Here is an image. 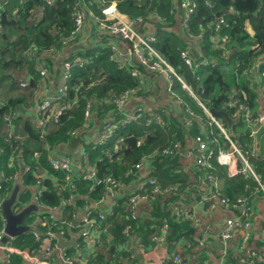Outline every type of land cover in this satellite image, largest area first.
Here are the masks:
<instances>
[{
    "label": "trees",
    "instance_id": "1",
    "mask_svg": "<svg viewBox=\"0 0 264 264\" xmlns=\"http://www.w3.org/2000/svg\"><path fill=\"white\" fill-rule=\"evenodd\" d=\"M104 1L53 0L52 3L48 4L44 0H12L5 9L4 14L8 21H15L16 24L15 26H10V28L8 27L9 25H0V43L5 42V44L0 46V75L5 73L13 75L11 71H7L9 70L7 68L9 63L27 65L28 75L25 79L24 76L20 77L18 71L14 69L10 70H14L16 77L21 79V81H27L29 86L27 89L21 88L19 81L18 87L16 86L17 83H15L10 91L24 92L27 96L41 102L42 100L37 94L39 91L38 84L42 80L48 83L52 79H49L48 76L42 79L39 74L40 70L42 68L49 69L51 76L53 71H55V69L50 68L54 66L52 64L54 59L51 54H48L49 50H63L64 42L70 37L73 29H75L74 16L77 12L85 13V21L83 31L79 33L80 35L76 37L74 42L85 41L83 40L86 35L84 32L89 23H95L98 28V23H100L92 15H89L88 11L93 9L101 17ZM116 1L119 13L124 15L126 19L131 21L137 19L143 20V24L140 25V28H137L141 33L150 34L143 32V29L146 28L144 24L150 19L155 20V47L169 64L176 69L178 74L185 79L187 85L205 107L209 110L214 109L217 112H226L231 119L236 121L233 125L234 129L232 128L235 133H237L236 130L239 127H248L245 118L246 111H242L241 107H246L253 114V117H255L256 100L261 94L260 89L262 86V72L258 71V61L260 58H264V0H192L193 12L189 22V30L184 29L181 24L182 34L176 33L174 26L178 18L182 20L184 17L182 9L184 0ZM3 2L4 0H0V3ZM41 10H44V15L38 24L33 25V29L29 26V23L32 21L33 16ZM38 18L37 16L34 19ZM101 19L103 20L104 18L101 17ZM221 20L224 21V24H220ZM246 24L252 27L254 31L252 36L247 32ZM6 28H9L10 32L5 31ZM13 33L19 38L17 42L11 40V38H14ZM88 35L92 37L91 33ZM224 36L228 37V42L225 46H223L224 44L221 39ZM92 38L99 42L105 39V47L92 50L93 47H88V44L75 48V54L84 59L91 60L92 63L88 64L84 69L80 70L77 68L79 71L76 73L72 84H78L76 89L79 91L77 92L75 89L70 90V99L67 102L68 110L62 115L59 124L49 125L44 139L40 137L34 122L27 119L23 120V133H18V130H15L17 126L22 127L20 124H14L15 120L12 121V133L8 131L6 122L4 121L5 116L13 111H17L20 116L23 110L26 111V96L21 97L17 101L9 99L7 103L0 105V173L4 172L7 178L2 184L3 189L0 190V194L3 198H6L8 193L10 194L13 190L14 182L17 179L16 175L22 171L23 167L29 168L30 170L24 174L21 180L23 186L29 189H24V193L19 195L18 204L16 205L19 208H23L22 206L28 204L33 198L31 187L37 181L36 174H43V181L48 189L43 193L42 201L47 208L61 210L59 218L54 216V222L57 224L66 222L68 225L74 226L75 221L72 220L78 217L82 207L91 204L90 202H95L96 199L98 201L101 198L103 199L104 192L101 186L92 191L91 184L85 182L81 176L77 175L73 179L78 188L73 193L74 203L68 204V198L72 193L69 189L60 192L55 182L58 180V184L64 186L65 184L62 180L65 178V173L52 168L49 156L54 152H58L57 149L61 150V146H67L71 142L72 132L80 134L82 137L86 136L88 139L89 137L83 133L86 129V124L89 127L93 124L96 125L100 121L104 123L109 114H115L111 101L112 96H118L122 92L136 88L140 89L139 95L142 96L145 88H143L144 82L132 76L134 68H139L146 79H148V73H151L146 68L137 64H133L132 67L125 69L120 68V63L123 60L122 57H118L109 47V44L115 45V40L119 39V37L107 35L104 38H98V36L97 38ZM30 47V52L32 53H26ZM11 48L12 50H10ZM184 51H187L189 57L194 61L200 62L202 59H206L210 62L201 66L200 69H203V71L200 72V82L195 80L192 68L188 67L185 63L182 57ZM8 52L13 56L11 61L5 60V55ZM16 53L21 57V59L17 60L19 62H16L14 59V56L16 58ZM41 54H46V56L48 54L47 58L51 59L52 62L47 63L43 59L44 66L41 63H37L36 59H40ZM29 58L33 62H36L33 66L29 63ZM35 64L39 65V69L36 70ZM232 67L234 68L232 69ZM16 77L14 78L15 81ZM2 82L3 79L0 77V86ZM54 82L56 83V81ZM182 89L181 83H176L174 90L183 91ZM184 93H186V96L183 106L177 105L180 111L186 113L185 107L187 106L188 108L189 106L190 111L195 115L194 117L197 118L196 115H202L207 119V116L202 111V107L196 103L195 99L186 91ZM31 105H35V103L32 102ZM88 106L92 110V117L90 118H86L85 116ZM160 112L158 111L157 113ZM162 112L164 113L162 116L164 117V122H166V127L162 128L154 124L151 128H146L144 117H141L136 124L120 127L116 131L117 135L107 147L109 149L117 139H122L125 146L122 152L114 153L111 159H108L105 155L107 147H105L106 150L104 151L103 147L84 141L83 146L89 155L90 162L100 170L101 176H113L118 181L128 183L130 177L133 180L139 177V170L135 166L143 163L144 167L148 168L147 174L149 176L156 177L162 183L165 181L173 184L172 194H179L191 188L193 184L189 182V177L180 173L177 174L178 171L176 170L165 169V166L174 164L177 152L172 147L173 137L169 135L170 126L168 123L170 114ZM218 119L225 120L224 118ZM112 120V124L116 125L120 118L115 115ZM17 121H20V117L17 118ZM194 124V129L197 132L195 136L197 137L199 136L200 124ZM222 124L223 127L225 126L228 134L233 132L232 129L228 128L226 121H222ZM249 134L250 131L248 130L247 133L237 134L231 139L252 164L251 159L256 158V156L252 154L250 149L252 138ZM210 137L207 138V141L216 139V143L220 144L221 148L228 145V141L221 135L217 127H214L213 135ZM139 142L140 144H138ZM167 149L172 150L173 154L165 155L163 151ZM61 151V153L73 155L71 151ZM36 152L40 153L38 158L34 157ZM152 158H155L157 166L151 161ZM11 159L13 161L10 164ZM165 160L173 162L162 163ZM212 162L214 168L215 166L218 167L219 164L215 159ZM261 162L259 161V163ZM150 165H152V169L156 168L154 170L156 172L151 174ZM253 167L258 177L264 179L262 165L257 164L253 165ZM219 171L222 175L224 174L226 183L224 188L219 192L220 197H225L232 203H236L240 198H264L258 182L252 178L245 179L242 176L229 178L226 168L214 169L210 172L217 177ZM131 172L132 175L126 178V173ZM207 173V171H199L198 174L205 178ZM147 190L149 192L150 187ZM116 204L117 207L114 206L113 215L108 217L107 220L98 222L101 224L109 223V234L112 239L110 240V246L103 244L100 247H94L93 262L95 264H115L113 257L119 253V248L124 246L128 240L125 231L127 229L133 230L134 233L136 231L137 222L128 219H131L129 197L123 198ZM51 214H53L52 211L41 210L37 213H29L26 219H29L28 217L30 216H41L45 223L42 226H38L37 230L42 234L52 225V221L49 220ZM158 216L162 220L160 221L161 225H170L172 233H170L169 240L173 243L174 240L172 238L182 227L181 223L175 219L163 222L164 219H171L170 211L159 212ZM14 245L23 250H31L38 246L30 232H25L23 235L16 237ZM259 257L263 256H249L244 260L245 264H248L250 259ZM0 264H3L1 258ZM12 264H22L20 256L13 255Z\"/></svg>",
    "mask_w": 264,
    "mask_h": 264
},
{
    "label": "built area",
    "instance_id": "2",
    "mask_svg": "<svg viewBox=\"0 0 264 264\" xmlns=\"http://www.w3.org/2000/svg\"><path fill=\"white\" fill-rule=\"evenodd\" d=\"M12 0H4L3 3H0V25L2 24V18L5 15L4 11L9 6L10 2ZM53 0H44L45 3H52ZM152 1V0H150ZM182 9L184 11V17L181 20V24L184 29L189 30V22L191 19V14L193 12V1L192 0H184L182 4ZM172 13V12H171ZM89 15H92L97 21H99V28L101 31L106 33L107 35H110L112 37H119L121 41L126 43L127 48L125 49V54L123 57L122 62L120 63V68L125 69L132 67L133 64L140 65L141 67L146 68L151 73L157 74V75H163L167 82V88H168V94L170 97L174 100L176 105L183 104L181 98L177 96L175 93L174 87L176 83H181L183 88L188 89L190 91V88L186 85L185 79L178 74L176 69L169 64V62L164 58V56L160 53V51L155 47L156 43V36L153 34H144L137 30V27L143 24L142 19H137L134 21L128 20L125 18L124 15L119 13V10L117 8V1L116 0H105L103 3V9L101 11V17L104 19L102 20L100 15L96 13L93 9L88 11ZM99 17H98V16ZM123 16L124 19L121 22H117L114 19L117 17ZM84 21H85V13L77 12L74 16V25L75 29L71 32L70 37L64 42L63 50L58 49H51L49 50L48 54H53L59 56L58 59H61L64 55V53L68 50H72L80 45H88L87 41H79L75 43L76 37H78L83 29H84ZM220 24H224V21L221 20ZM223 41V46L228 42V37L224 36L221 38ZM88 47H91L89 45ZM109 47L111 48V51L118 55V57H122L119 50L115 45L109 44ZM182 57L185 60V63L188 67H191L194 72V77L197 82L201 81V75H200V68L202 65H206L210 63L206 59H202L200 62L194 61L189 57V53L187 51H184L182 53ZM133 58V61H132ZM57 59V60H58ZM39 61L40 59L37 58ZM89 59H84L83 57H80L78 55H75L73 58H67L63 59L61 62V79L59 84L57 85L56 91L53 94L47 95L45 94V98L39 102V104L36 106V115L34 117V125L38 129V132L40 134V137L42 139L45 138V135L47 133V130L49 128L50 124H59V122L62 119V115L68 110V100L69 92L71 89H75V91H79L76 89L78 84H72L76 73L79 71L77 68L84 69V67H87ZM132 61V62H131ZM48 70L46 68H42L40 70V77L42 79H45V77L48 76ZM132 76L134 78H139L142 80V82H145L147 80L143 74L142 71L139 68H134L132 71ZM47 84L51 85V81L48 83H45L43 80L38 84L40 85L39 90L44 87H47ZM20 86L23 88L29 86V83L25 81L24 83H20ZM39 87V86H38ZM138 92H140V89H129L125 92H122L118 96H112L111 101L114 106V112L115 114H109L104 123H102V127L99 131H97L95 134L94 139L90 137L88 134V125H85V131L83 133L87 135L89 138L87 140H84V138L80 134H76L75 132L71 133L72 140L81 137L82 141L80 142L78 146V151L74 155L61 153L59 149H57L58 152H54L49 156V162L54 170L61 171L62 173H65V178L62 180V182L65 184L64 186H61L58 184V180L55 182L57 183V187L60 192L65 191L69 189V191L72 193L68 199V202H72L74 200V192L78 190L75 182H73V179L75 177L81 176V178L91 184V190H96L98 187L103 188L104 192V198L101 200L108 201L113 199L115 197V194L117 190L123 185L122 182L119 180H116L113 176H101L100 170L91 164L89 155L87 151L85 150L83 144L84 141L92 142L94 144H97L101 147H107V145L115 138L117 135L116 131L120 127L129 126L132 124H136L139 122L141 117H144L146 114V109L143 106L136 105L133 109L127 110V107L133 103L134 99L138 96ZM38 95L41 94V92H37ZM192 96L196 101L200 103V106L205 110V113L208 118L212 120L213 123H215L216 127L219 129L221 135L228 141V145L224 148L220 147V144L216 143V139H211L209 142L204 139L203 136L199 135L197 136L196 142L198 144L196 153H195V159H196V166L198 167V170L200 172L207 171L205 178L209 180L210 182H214L215 187H217V177L214 176L210 171L214 170L213 166V159L216 160V162L222 166L225 167L228 170V177L229 178H235L238 176H242L245 179L252 178L256 182H258L260 186V191H262L264 196V179H260L258 175L256 174L253 165L248 161V159L245 157L242 150L233 142L231 139L232 137L227 133L226 129L223 127V125L218 121L216 118H214L211 114V111L203 105V103L199 100V98L192 92ZM179 98V99H178ZM242 111H246L245 118L248 123L249 128L252 126L258 127L259 120H255V117H253V114L246 109V107H241ZM186 113L190 117H194V114L186 107ZM164 113L161 111L160 113L154 112L153 114H149L147 116V119H145V127L151 128L154 123L159 125V127L166 126V122L163 120ZM117 116L120 118V120L117 122L116 125H113V117ZM18 112L13 111L9 115L5 116L4 121L6 122V126L8 128L9 133H12L13 127H12V121L17 118ZM86 118L92 117V110L90 106H88L86 113ZM189 124V122L187 123ZM253 129L251 130V138H254V135L257 133V130ZM256 131V132H255ZM140 144V142L138 143ZM124 142L122 139L117 140L115 145L113 146L112 150H106L105 155L108 157V159H111L114 155V153H117L118 151H122L124 149ZM176 149V147L172 146ZM113 151V152H112ZM163 153L165 155H172L173 151L170 149L164 150ZM40 156V153L36 152L34 154V157L38 158ZM13 159H11L10 164L12 163ZM137 170H141L144 168L143 163H139L135 166ZM24 173L29 171V168H25ZM37 175V181L34 184V186L31 187V191L33 193V204L36 205V207L41 210H48L52 211L53 214L49 216V220L52 221V225L49 229H47L45 232L40 234L38 232V226H42L45 222L43 221L41 216H30L29 219H25L24 225L29 227V230L27 232L32 233V236L34 237L36 243L38 246L36 248L31 250H23L20 248H17L14 245V241L16 237H10L6 234V220L3 214L2 210V203L5 198L0 194V197L3 198L0 200V212L2 217H0V258L1 255H3V262L5 264H12L13 263V255L20 256L22 260V264H49L54 255V253L57 251L58 245L62 241H66L67 238V223L61 222L59 224L54 222V216H55V210L51 208H47V206L42 201L43 193L47 191V186L45 185L43 179V174H36ZM127 176L132 175L131 173H126ZM1 176L3 178V181L0 180V190L3 189V182L6 181V175L4 172H1ZM143 177H145V181L141 182L137 189L134 191V193L130 196V203L132 207L137 203L139 199H148L150 196L147 193V188L151 187V194L153 197L161 196V195H167L172 191V187H167L163 189L159 182L149 176L147 173L143 174ZM25 189H28L25 187ZM217 189V188H216ZM218 191L220 192V189L218 187ZM216 192L217 195H212L213 198H217L220 201V204L228 207V208H238L240 210V215L236 218L230 219L226 222L225 226L223 227L221 231V235L219 236L222 244L224 245L225 251H227L228 242L233 237V231L236 229H245L247 231L244 242L240 245V248L245 250L246 249V242L251 237V230H252V223L250 221V199L247 198H240L236 203L230 202L229 199L225 197H220L219 192ZM172 193V192H171ZM11 195V194H10ZM18 204V203H17ZM16 204V205H17ZM15 205L13 208V211L15 214L20 213L27 205L22 206L23 208H19ZM117 207V204H114ZM29 206V205H28ZM27 206V207H28ZM84 209L86 211L85 217L82 219L80 223L81 227V238H82V244H79L76 249L79 251V246L85 245H92V246H102L104 243L101 239V234L96 230L98 226V222L106 219V214L98 211L94 212L93 210L88 208V205L84 206ZM37 213V212H35ZM113 215V212L111 213L110 217ZM179 216L183 215V212L178 214ZM28 221V223H26ZM196 223H199L197 220ZM170 226L169 224H166L164 229L162 230V236H161V242L164 243L167 240L168 234H169ZM263 232H264V225H263ZM133 230L127 229L125 231V234L132 235ZM97 234V236H96ZM7 238V241L4 240ZM207 237L204 238V240L201 242V245L204 244V241ZM124 247V246H122ZM91 259H93V251L90 252ZM257 256V254H254ZM63 264H86L82 259L78 260L76 259L75 255H72L68 252L61 253L60 257ZM168 260H173L176 264H183L182 259L175 255L174 253L167 254ZM262 263L264 264V256L259 257L256 259H251L248 264H257ZM89 264H95L93 260Z\"/></svg>",
    "mask_w": 264,
    "mask_h": 264
},
{
    "label": "crops",
    "instance_id": "3",
    "mask_svg": "<svg viewBox=\"0 0 264 264\" xmlns=\"http://www.w3.org/2000/svg\"><path fill=\"white\" fill-rule=\"evenodd\" d=\"M10 26L12 25H9L8 27L10 28ZM144 26H146V28L143 29L144 30L143 32L150 34L155 33L156 30L155 20L153 19L148 20L144 24ZM137 28H140V26H138ZM87 29L84 32V34L86 35L83 40H86L87 43L92 47H94V45H98L100 47L98 49L105 47L104 45L105 39L99 42V41H95L92 37L97 38L98 36V38L101 37L104 38V36H107V34L101 31L98 28V26L93 22L89 23ZM248 30H250L249 32L250 34H252L251 30L253 31V29L250 25L249 28L247 29V32ZM8 31L10 32V29H8ZM174 31L180 34L183 33L180 18H178L177 22L175 23ZM89 33H91L92 37H90L89 35L87 36V34ZM12 35H14V33ZM115 41H116L115 46L119 50L123 59L125 54V49L127 48L126 46L127 44L126 43L124 44V42L121 41L120 38L119 39L117 38ZM30 51H31V47L28 49V52L26 53L31 54L32 52ZM74 51L75 48L66 51L64 55H62L63 57L61 59H58L59 56L51 54L52 58L54 59L53 62L51 59L47 58L48 54L47 56L46 54L45 55L41 54L39 60L40 62L36 59V61H38L37 63H41L43 66H44L42 61L43 59H45L47 63L52 62L54 66L50 68L55 69V71H53L52 76L51 73H49V69L47 74H48V78L56 81V83L53 82L51 85L47 84V87L44 88L43 92L39 95L41 100L45 98V94L50 95L55 93L57 88L56 85L59 84L61 79V73H60L61 62L63 59L73 58L75 55H78L75 54L76 52ZM263 61L264 58H260L259 63L261 62V66L264 70ZM29 63L33 66V64L36 62H33V60L29 58ZM233 68L234 67H232V69ZM24 73L26 74L24 76L25 79L28 75V71L26 70ZM262 77H263V79H261L262 86L260 89L261 94L259 95V98L256 100V108L254 110L255 111L254 116L260 119V121L257 122L258 123L257 129L254 126H252L251 128H249V126L248 127L242 126L237 128L236 130L237 133H235L233 130L234 129L233 126L232 129L233 132H231V134L233 133L234 135L244 134L247 133L248 130L251 131L252 128L258 130L255 137L252 138L251 140L252 142L250 143V149L252 151V154L256 156V158L251 159V162L254 166L257 164L262 165V169H264V72L262 74ZM16 79L18 78L16 77ZM39 88L40 85L38 89ZM143 88H144V93L142 94V96H140L138 92V96L134 99L133 103H131L127 107V110L133 109L136 105L143 106L146 109V114L144 115L145 119H147V116L149 114H153L154 112H158V111H164L167 114H170V119L168 123L170 126L169 135L173 137L172 145L176 147L177 155L174 160V164L165 166V169L176 170L178 171L177 174L180 173L189 177V182L193 185L191 186V188H189V190L180 192L179 194H172L171 191L167 195H161L157 197H153V195L151 194V187H150V191L147 192L150 196L148 199H139L137 203L134 205V207H132L130 203L129 212L131 215V219L130 218L128 219L136 221L137 228L135 233L133 232L131 236L128 235V240L126 241L124 247L119 248V253L115 257H113L114 263L115 264H176L173 262V260L167 259V254L170 253H174L175 255L181 257L183 264H245L244 260L247 259L249 256H252L254 254L264 256V232H263L264 198L263 197H257V198L251 197L250 199V221L252 223V230H251V237L246 242L245 250L240 248V245L244 242V237L247 233V231L243 228L236 229L233 231V237L228 242L227 251H225L224 245L222 244L219 238V236L221 235V231L225 226L226 222L230 219L238 217L241 212L238 208H228L221 205L219 199L212 197V195L214 194L217 195L216 192L218 191V187L221 191V189H223L226 184L225 176H223L225 174V170L223 171L224 172L223 175L220 173V171L219 173H217L219 176V177L217 176V187H215L214 182H210L209 180L198 174L199 170L198 167L196 166V159H195V153L198 144L195 139L196 138L195 134L197 132L194 129L195 128L194 123H197L198 125L200 124L199 135L203 136L206 141L208 140L207 138L213 135L214 126L210 127L208 125H204L200 120L194 119L191 127H189L188 129L187 113L185 112L182 113L180 111V108L176 105L174 100L168 94L167 82L163 75L148 73V79L145 80ZM3 92L4 91L0 86V105H4V101L6 99L5 98L6 96L5 97L3 96L4 94ZM13 92L17 93V91L15 90ZM9 99L10 98H7V100ZM26 108L27 110L26 109H25L26 111L23 110L20 116V121H21L20 125L22 127L17 126V128H15V130H18V133H23V128H24L23 120L27 119L33 122L34 117L36 115L35 111L37 107L35 105H31V103L27 102ZM217 120L218 121L220 120L221 124L222 121H225L218 118ZM14 124L18 125L16 122ZM157 126L159 127V125ZM101 127H102L101 121L97 122L96 125L93 124L92 126H89L88 134L92 139H94L96 135L95 133L99 131ZM231 134L229 133L230 136ZM72 141L73 140H71V142ZM116 141L112 146L109 147V149L107 147V149L112 150ZM71 142H69L67 146H61V150L71 151L74 155L76 154L74 150L71 149L66 150V148H69ZM107 146H109V144ZM61 150L60 152H62ZM103 150L105 151L106 148L103 147ZM120 152L122 151H118L117 153ZM151 161L153 162V164L156 165L155 158H152ZM259 161L262 162L259 163ZM167 162L172 163L173 161L165 160L162 163H167ZM151 166L152 165H150L149 168H151ZM219 168H225V167H221L218 165V167L215 166L214 169L216 170ZM147 169L144 167L143 169L139 170L138 172L139 177H137L134 180L131 179L130 177L128 179V183H124L121 181L123 185L117 190L115 197L113 199L111 200L108 199V201H104V202L103 201L101 202L102 198L99 199V201L96 199L95 202H90L91 204L88 205V208L93 210L94 212L100 211L106 214L107 215L106 220H107L115 209L114 204L120 202V200H122L123 198L129 197L130 199L131 194L134 193L138 185L141 182L145 181V177H143V174L148 172ZM154 170H156V168L154 169L151 168V174L156 172ZM24 174H25L24 169H22V171L16 175L17 179L14 182L13 190L15 186L19 184V182L22 183L21 180L22 177H24ZM151 177L156 179L161 185V187L173 186V184H171L170 182L163 181L162 183L156 177L154 176ZM126 178H128L127 175ZM0 180L3 181L1 173H0ZM24 189L25 187L22 186L19 195H22L24 193ZM13 190L10 194L13 193ZM70 203H74V200L72 202H68V204ZM32 204H33V198H32V203L30 205ZM165 211L166 212L170 211L171 219H164L163 222L165 220L169 222V220L175 219L178 220L182 225L179 231L176 232L175 236H173L172 238L174 240L173 243L169 240L170 233H172L170 230L167 240L164 243L161 242L163 225H161L160 223V221L162 220L159 219L158 214L159 212H165ZM181 212H183V215L179 216L178 214ZM85 214L86 211L83 206L82 210L79 212L78 217L72 220L75 221L74 226L67 225L68 230H66V232L69 233L66 238V241L64 242L72 243V245L67 247L64 246L63 248H60L61 245L60 242L57 251L54 253L52 257L53 260H51L49 264H63V262L60 259L61 253L63 252H68L72 255H75L76 259L78 260L82 259L86 264H89L93 260L91 259L90 252L93 251L94 246L84 244V246H79V251H77L76 249V247L79 244L83 243L81 238L82 230L80 227V223L82 219L85 217ZM55 216H57L58 218L61 216L60 209L55 210ZM196 220L199 223H196L195 222ZM96 230L101 234L102 236L101 239L104 245L110 246L111 245L110 240L112 239V237L109 234V223H104V224L98 223ZM205 237L207 238L204 241V244L201 245V242L204 240ZM1 258H3V255H1ZM2 263L5 264L3 260Z\"/></svg>",
    "mask_w": 264,
    "mask_h": 264
},
{
    "label": "rangeland",
    "instance_id": "4",
    "mask_svg": "<svg viewBox=\"0 0 264 264\" xmlns=\"http://www.w3.org/2000/svg\"><path fill=\"white\" fill-rule=\"evenodd\" d=\"M44 10H41L39 13H36L34 16H33V19H32V21L29 23V26H31V28H33L34 29V24H38V22L42 19V17H43V15H44ZM39 17L38 19H34V18H36V17ZM124 19V17L123 16H119L118 17V20H117V17L114 19L115 21H117V22H121L122 20ZM249 28V25L248 24H246V29H248ZM8 29L9 28H6L5 29V31H8ZM1 30V29H0ZM250 30H248V33L250 34V32H249ZM251 32H252V34H250V35H253V31L251 30ZM18 36H16V34H14V38H11V40L12 41H15V42H17L18 41ZM2 44H5V42H1L0 43V46L2 45ZM92 47V46H91ZM98 48H100L98 45H94V47H93V49L92 50H96V49H98ZM10 50H12V48L10 49ZM0 51H1V49H0ZM3 51V50H2ZM20 54V53H19ZM11 59H13V56H12V54L10 53V52H8L6 55H5V60L6 61H11ZM14 59H15V61L16 62H19V61H17L18 59H21V57L20 56H18V53H16V58H15V56H14ZM55 61H57V60H55ZM264 62V61H263ZM262 62V63H263ZM23 63V62H22ZM92 63V61L91 60H88V64L90 65ZM35 67H36V69H39V65L38 64H35ZM7 68H9V70H7V71H11V73L13 74V75H9L8 73H5V74H2V75H0V77L3 79V82H2V84H1V88L3 89V96L6 98L5 99V101H4V103L6 102L7 103V98H10V99H13V100H19L21 97H23V96H26L25 97V100L28 102V103H32V102H34L35 103V106H37L38 104H39V102L38 101H36L34 98H32V97H29V96H27L24 92H17V93H14L13 91H10L11 90V87L15 84V83H17L16 84V86L18 87V82L20 81V83L22 84V83H24L25 81H21V79H16V81H15V77H16V74H14V70H16V71H18L19 72V74H20V77L21 76H25L26 74L25 73H23L25 70H27L28 71V66L27 65H20V64H16V63H14V64H11V63H9V66L7 67ZM10 69H14V70H10ZM22 69V70H21ZM6 71V72H7ZM201 71H203V69H201L200 70V72ZM258 71H260V72H262L261 74H263V72H264V70L262 69V66H261V62L259 63V61H258ZM22 72V73H21ZM262 79H263V77H262ZM14 81V82H13ZM54 82V80H52L51 81V83H53ZM187 85V84H186ZM188 86V85H187ZM28 87V86H27ZM27 87H25L26 89H27ZM189 87V86H188ZM16 88V87H15ZM24 88V87H23ZM190 88V87H189ZM17 89V88H16ZM43 89H44V87H42L40 90H39V92H43ZM184 92L186 91L190 96H192V92H193V90L192 89H190V91L188 90V89H185V88H183L182 89ZM21 91V90H20ZM183 91H181V90H175V93L177 94V96L179 97V98H181L180 100H182V102H183V104H184V102H185V94L186 93H184ZM26 93H27V91H26ZM193 97V96H192ZM178 98V99H179ZM194 98V97H193ZM196 101V100H195ZM196 103L200 106V103L198 102V101H196ZM183 104H178L179 106L180 105H182L183 106ZM187 107V106H186ZM185 107V108H186ZM201 107V106H200ZM188 109L189 110H191L190 109V107L188 106ZM186 111V110H185ZM202 111L204 112V114L206 115V113H205V110L202 108ZM21 116V115H20ZM19 116V117H20ZM188 116V115H187ZM197 116V118H199L200 120H201V122H202V124H204V125H208V126H210V127H212V126H214V127H216L215 125V123H213L212 122V120L210 119V118H208L207 117V119L206 118H204L202 115H196ZM207 116V115H206ZM19 117H17V118H19ZM17 118H15L14 120H15V122L17 123V124H20L21 123V121H17ZM196 117H190V116H188V119H187V123L189 122V124H187V127H188V129H189V127H191V125H192V120L193 119H197ZM255 120H259V118H255ZM24 122V121H23ZM164 127H166V126H164ZM163 128V127H162ZM260 128V127H259ZM248 130V129H247ZM258 131V130H257ZM256 132V131H255ZM249 135H251V131H250V134ZM256 135V134H255ZM255 135H254V137H255ZM251 137V136H250ZM84 138V140H87V137L86 136H84L83 137ZM76 139V138H75ZM74 140V139H73ZM19 184H20V186L22 187L23 186V184L22 183H20L19 182ZM169 187V186H168ZM165 188H167V187H163V189H165ZM29 189V188H28ZM11 195L8 193V196L5 198V199H8L9 197H10ZM0 200H2V198L0 197ZM32 203V200H30V202L28 203V204H26L27 206L28 205H30ZM26 206V207H27ZM0 217H2V215H1V212H0ZM26 223H28V221H26ZM165 225L166 224H164L163 225V227H162V230L164 229V227H165Z\"/></svg>",
    "mask_w": 264,
    "mask_h": 264
},
{
    "label": "water",
    "instance_id": "5",
    "mask_svg": "<svg viewBox=\"0 0 264 264\" xmlns=\"http://www.w3.org/2000/svg\"><path fill=\"white\" fill-rule=\"evenodd\" d=\"M1 23L4 26L16 24L15 21H8L5 15L3 16ZM210 111L214 118L216 119L224 118L225 121L227 122L228 127L230 129L233 128L235 121L231 119L226 112L224 111L217 112L214 109H211ZM231 137L234 138L235 135L231 134ZM81 141H82L81 137H77L70 143L69 148H66V150L71 149L77 153L78 145L80 144ZM20 190H21V186L20 184H17L11 196L8 199L4 200L2 203V210H3L5 220H6L5 232L10 237H18V236L23 235L25 232H27L29 230V227L24 225L27 215L31 212H39V209L36 207V205L32 204V205H29L28 207H25L20 213L18 214L14 213L13 208L18 203ZM4 241L6 242L7 238ZM70 245H72V243L63 241L61 242L60 248H63L64 246L67 247Z\"/></svg>",
    "mask_w": 264,
    "mask_h": 264
}]
</instances>
